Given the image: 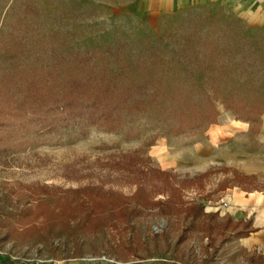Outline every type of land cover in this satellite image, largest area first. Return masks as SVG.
Segmentation results:
<instances>
[{
	"label": "rangeland",
	"instance_id": "obj_1",
	"mask_svg": "<svg viewBox=\"0 0 264 264\" xmlns=\"http://www.w3.org/2000/svg\"><path fill=\"white\" fill-rule=\"evenodd\" d=\"M105 3L0 0V91L34 72L53 79L70 51L87 53L92 63L133 78L143 73L139 65L149 62L164 87L161 103L129 125L132 133L139 132L131 139L125 131L94 127L82 137L78 124L51 133L0 126V259L13 264H264V112L249 123L225 108L226 89L235 85L233 98L245 97L235 87L252 80L239 74L237 62L246 54L231 37L236 32L250 42L264 37V0L244 11L191 4L148 18ZM219 26L226 27L227 36L222 52L213 53L218 62L208 70L191 65L193 47L210 60ZM206 34L210 45H204ZM232 54L235 62L228 61ZM143 71L149 70L144 66ZM223 73L231 79L222 80ZM258 84L264 99V77ZM202 89L216 105V123L174 135L171 108L180 110L186 101L204 105ZM83 187L115 192L138 212L82 230L78 216L61 218L58 212L67 200H81L83 192L74 191ZM141 188L150 202L161 205H138ZM168 199L171 209L162 205ZM197 203L206 212L217 211L215 220L187 216V207ZM229 217L250 221L255 231L236 237L220 229Z\"/></svg>",
	"mask_w": 264,
	"mask_h": 264
},
{
	"label": "trees",
	"instance_id": "obj_2",
	"mask_svg": "<svg viewBox=\"0 0 264 264\" xmlns=\"http://www.w3.org/2000/svg\"><path fill=\"white\" fill-rule=\"evenodd\" d=\"M225 28L219 26L214 30L217 33L214 34L216 44L213 46L214 50H208L211 56L210 60L198 56L197 48L199 46L192 48L194 51L192 57L195 59L189 60L191 65L197 64L204 67V70H208L211 63L218 62L220 56L213 53L223 50L221 47L227 36ZM236 34L231 37V40L238 43L236 49H240L246 54L240 58V62H237L239 74L248 73V77L252 80L240 82L235 87L238 89V93H244L245 97L241 95L238 99L233 98L235 85L226 89L225 108L231 109L237 115L236 119L255 123L259 119L260 113L264 112L263 92L261 87H257L264 77V64H262L264 61V37L261 36L254 42H250L247 36L238 32ZM203 41L204 45L211 44L208 34ZM66 55L64 60L67 63L59 68L53 79L48 78V73L45 75L43 74L45 72H34L30 78L20 79L12 87L2 88L0 91V126L17 124L24 129L51 133L78 124L82 137L87 135V128L90 127L106 133L125 131V137L130 139L138 136L139 132L132 133L129 125L138 120L139 116L152 110L153 105H159L162 93H164L163 81L153 72L151 73L149 62L145 61L143 66L139 65L140 71L143 73L141 76L133 78L126 73H114L92 63L87 53L70 51ZM232 56L228 61L235 62L236 56L233 54ZM168 63L166 68L170 69ZM144 66L149 70L148 72L143 71ZM223 75L224 77L221 76L222 80L231 79L228 78L227 73H223ZM199 95L201 97L205 95L204 105H193L186 101V107L180 110L171 108V111L174 112L173 116L177 120V123L169 128L174 135L183 134L187 130L198 127L206 128L216 123V105L206 95L205 89L200 90ZM247 176L252 177L251 175ZM74 192H83L85 196L81 200H73V203L67 200V209L62 207L58 213L61 218H65L66 214L73 218L78 216V225L82 230L86 228L98 229L106 221L110 222L114 218H126L128 214L138 212L136 208L129 209L127 203L115 192H102L100 189L96 191L90 187H83ZM138 194L140 196L136 200L140 206L159 204L158 201L150 202L149 194L142 188ZM170 203V199L163 202V208L165 206L171 209ZM185 213L194 220L201 218L215 220L217 216V211L215 213L206 212L205 205L202 203L188 206ZM52 214H54V210L51 211L48 218ZM229 218L227 221L219 223L218 227L223 230H232L236 237H246L251 231H255L250 227V221L235 222L231 217ZM64 220L62 222L65 225L66 221ZM206 225L210 227V223ZM11 230L14 228L12 227ZM0 264L13 263L0 259Z\"/></svg>",
	"mask_w": 264,
	"mask_h": 264
},
{
	"label": "crops",
	"instance_id": "obj_3",
	"mask_svg": "<svg viewBox=\"0 0 264 264\" xmlns=\"http://www.w3.org/2000/svg\"><path fill=\"white\" fill-rule=\"evenodd\" d=\"M217 3L222 6L225 5L231 10L235 9V11H238V9H240L244 11L245 9L255 6L256 0H108L106 6L109 5V7L119 10L120 8L126 10L130 9L134 12L132 14L138 13L148 18L150 14L176 12L177 10L191 4H196L201 7Z\"/></svg>",
	"mask_w": 264,
	"mask_h": 264
},
{
	"label": "built area",
	"instance_id": "obj_4",
	"mask_svg": "<svg viewBox=\"0 0 264 264\" xmlns=\"http://www.w3.org/2000/svg\"><path fill=\"white\" fill-rule=\"evenodd\" d=\"M157 229H158V227L155 225V226H154V230H156V231H157Z\"/></svg>",
	"mask_w": 264,
	"mask_h": 264
}]
</instances>
